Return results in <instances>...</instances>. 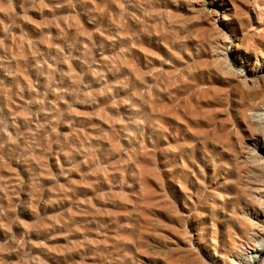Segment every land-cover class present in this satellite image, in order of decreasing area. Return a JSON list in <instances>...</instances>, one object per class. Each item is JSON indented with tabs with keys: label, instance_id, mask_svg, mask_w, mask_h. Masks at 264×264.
<instances>
[{
	"label": "rangeland",
	"instance_id": "374dc122",
	"mask_svg": "<svg viewBox=\"0 0 264 264\" xmlns=\"http://www.w3.org/2000/svg\"><path fill=\"white\" fill-rule=\"evenodd\" d=\"M263 8L0 0V264H226L217 254L251 251L235 217L249 150L264 157L252 129L264 107L248 94L264 59L224 44L255 39ZM224 52L241 78L218 74Z\"/></svg>",
	"mask_w": 264,
	"mask_h": 264
},
{
	"label": "bare ground",
	"instance_id": "6f19581e",
	"mask_svg": "<svg viewBox=\"0 0 264 264\" xmlns=\"http://www.w3.org/2000/svg\"><path fill=\"white\" fill-rule=\"evenodd\" d=\"M262 1L264 2V0ZM257 9L260 10V6H258ZM261 19H263V22H258L259 26L253 29L256 35L255 39L250 38V36H244L243 38L234 41L231 38L230 41L227 42V44H224L225 46L231 45L237 48L235 52L236 54H240V61L244 59V56L241 54L242 50L246 51L245 54H249L250 52L256 53L257 49H259L258 55L262 56V58L264 59V18L261 17ZM224 20L226 21L228 19L225 18ZM218 36L223 40L229 39L227 33H223L221 31H219ZM227 52H224L223 56L218 55V58L216 59L218 74L221 77L226 76L229 78H241L242 74H239V71L236 72V70L238 69L235 70L237 60L234 59L233 55H230ZM258 63L259 62L257 59L256 64L258 65ZM247 74L248 75L246 76L244 75V86L247 85L248 77H253L256 75V73L251 70H249ZM255 85L258 89L249 91L248 94L249 96L254 98L252 102L254 103L255 107L257 105L258 107H264V78H262V80H260L259 82L256 81ZM245 109L250 111L255 110L254 108L250 109V107L247 106L240 110L241 113H243ZM261 112V114H258V117H260V123H252V129L254 128V130L264 135V109L261 110ZM143 114L144 110L139 106L136 115L139 119H141ZM163 128H166V126L164 125V123H160L159 121L158 123L151 122L147 129H150L152 133H157L160 129ZM261 142L260 140H255L254 143L256 145H262ZM262 146L264 149V144ZM249 154V159L245 160L244 162V164L246 165V170L242 173L246 176L244 177L243 184H240L244 186L243 194L245 198V205L239 203V206L242 209L240 210V213H236L235 218L238 222V230L246 235L245 242H252L253 247L251 248V251L247 252V254L245 253L243 257H241V255H239L238 253L235 254L229 251L228 249L223 253L217 254V257L222 259L226 264H241V262H243L244 260H246V262H249V264L256 263V261L260 259L261 254L264 252V157L259 158L257 156L258 153L255 151V148L249 150ZM251 176L253 178H251ZM233 242L231 243L232 245L234 244ZM262 264H264V261L262 262Z\"/></svg>",
	"mask_w": 264,
	"mask_h": 264
}]
</instances>
